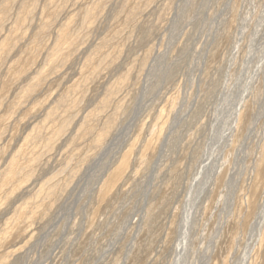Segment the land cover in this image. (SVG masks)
Listing matches in <instances>:
<instances>
[{
    "label": "rangeland",
    "instance_id": "1",
    "mask_svg": "<svg viewBox=\"0 0 264 264\" xmlns=\"http://www.w3.org/2000/svg\"><path fill=\"white\" fill-rule=\"evenodd\" d=\"M0 33V264H264V0H0Z\"/></svg>",
    "mask_w": 264,
    "mask_h": 264
},
{
    "label": "bare ground",
    "instance_id": "2",
    "mask_svg": "<svg viewBox=\"0 0 264 264\" xmlns=\"http://www.w3.org/2000/svg\"><path fill=\"white\" fill-rule=\"evenodd\" d=\"M150 1H151V0H150ZM145 2H146V1H145ZM145 5H146V3H145ZM93 7H94V6H93ZM98 7H99V6H98ZM88 9H89V8H88ZM91 9H92V7H91ZM86 10H87V9H86ZM96 10H98V8H97ZM90 11H91V10H90ZM85 12L89 13V10H88V11H85ZM87 13H86V15H88ZM96 13H97V12H96ZM90 14H91V13H90ZM93 14H94V13H93ZM86 15H85V18L87 17ZM91 16H92V15H91ZM90 20H91V19H90ZM92 20H93V18H92ZM82 21H83V20H82ZM87 22H88V21H87ZM90 22H91V21H90ZM90 22H89V23H90ZM83 23L85 24V21H84ZM84 24L81 23V25L83 26V28H84ZM86 24H87V23H86ZM3 25H4V23H3ZM81 25H80V26H81ZM88 28H89V27H88ZM91 28H92V27H91ZM80 29L82 30V28H80ZM84 29H85V28H84ZM78 30H79V28H78ZM78 30H77V31H78ZM87 30H88V29H87ZM85 31H86V30H85ZM88 31H89V30H88ZM68 33H69V32H68ZM77 33H79V31H78ZM82 33H83V32H82ZM90 33H91V32H90ZM0 34H1V33H0ZM62 34H63V33H62ZM73 34H74V33H73ZM86 34H87V33H86ZM65 35H66V34H65ZM74 35H76V34H74ZM74 35H73L72 38H74ZM83 35H84V34H83ZM79 36H80V35H79ZM79 36L77 35L78 39H79ZM86 36H87V35H86ZM70 37H71V36H70ZM83 37H84V36H83ZM83 37L81 36V39H83ZM65 38H66V37H65ZM88 38H89V37H88ZM74 41H75V40H74ZM76 41H77V40H76ZM84 41H85V40H84ZM85 42H86V41H85ZM82 43H83V42H82ZM70 44H71V42H70ZM79 44H80V43H79ZM64 45H65V44H64ZM64 45H63V46H64ZM60 46H61V44H60ZM60 46H59V47H60ZM72 47H73V45H72ZM61 49H64V48H61ZM61 49H59V50H61ZM65 49H66V48H65ZM74 50H75V49H74ZM54 52H55V51H54ZM56 52H57V51H56ZM58 52H59V51H58ZM103 55H104V54H103ZM56 56H57V55H56ZM104 56H105V55H104ZM106 57H107V56H106ZM128 73H129V72H128ZM127 75H128V74H127ZM127 75H126V77H127ZM126 77H124V78H126ZM123 81H125V80H123ZM117 87H118V86H117ZM115 89H116V88H115ZM119 90H120V89H119ZM119 90H118V91H119ZM110 92H111V91H110ZM113 92H114V94H115L116 91H113ZM117 96H118V95H117ZM64 98H65V96H64ZM109 98H110V96H109ZM111 99H113V98H111ZM107 102H108V101H107ZM72 111H73V109H72ZM68 112H69V111H68ZM68 115H70V114H68ZM68 115H67V116H68ZM93 115H94V114H93ZM237 116H238V115H237ZM59 117H60V116H59ZM67 118H68V117H67ZM62 119H63V118H62ZM65 119H66V118H65ZM65 124H66V123H65ZM64 126H65V125H64ZM62 127H63V126H62ZM65 127H66V126H65ZM60 130H61V128H60ZM63 130H64V129H63ZM59 132H60V131H59ZM64 132H65V131H64ZM263 138H264V137H263ZM263 138H262V139H263ZM262 144H263V143H262ZM261 150H262V152H263V149H262V148H261ZM257 160H258V159H257ZM263 171H264V170H263ZM256 177H257V176H256ZM256 186H257V185H256Z\"/></svg>",
    "mask_w": 264,
    "mask_h": 264
}]
</instances>
